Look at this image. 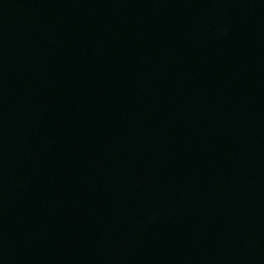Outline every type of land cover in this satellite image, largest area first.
Masks as SVG:
<instances>
[{"label":"water","instance_id":"1","mask_svg":"<svg viewBox=\"0 0 264 264\" xmlns=\"http://www.w3.org/2000/svg\"><path fill=\"white\" fill-rule=\"evenodd\" d=\"M0 264H264V0H0Z\"/></svg>","mask_w":264,"mask_h":264}]
</instances>
